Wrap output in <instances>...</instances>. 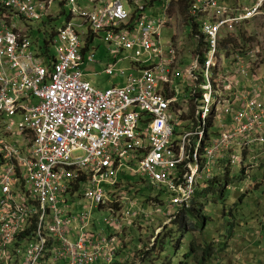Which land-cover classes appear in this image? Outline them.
<instances>
[{
	"label": "built area",
	"instance_id": "2783aa9c",
	"mask_svg": "<svg viewBox=\"0 0 264 264\" xmlns=\"http://www.w3.org/2000/svg\"><path fill=\"white\" fill-rule=\"evenodd\" d=\"M85 1L89 12L78 0H0V264H115L118 233L159 213L119 196L130 180L158 194L152 208L169 197L172 222L219 174L238 167L250 179L264 165V0H151L158 20L147 3ZM54 4L71 13L39 45L28 23L55 20ZM166 29H177L168 42ZM101 36L113 60L105 74L125 80L106 91L82 72L100 65ZM188 58L194 87L182 100L175 76ZM16 116L18 127L5 121ZM83 195L91 206L78 211ZM104 206L117 233L92 226Z\"/></svg>",
	"mask_w": 264,
	"mask_h": 264
},
{
	"label": "rangeland",
	"instance_id": "374dc122",
	"mask_svg": "<svg viewBox=\"0 0 264 264\" xmlns=\"http://www.w3.org/2000/svg\"><path fill=\"white\" fill-rule=\"evenodd\" d=\"M131 1L132 3L123 0L124 6L129 11H133L137 3L143 6L151 0ZM147 4H149L146 12L148 18L158 20L164 16L158 5L153 9L150 3ZM77 7L83 11L87 9L86 12H89L93 4L78 0ZM71 9L70 5L54 4L51 14L57 17L55 20L44 18L28 23L32 27V39L38 40L39 45H44L45 41L51 38L52 32L63 28ZM76 21L80 23L81 19L78 18ZM18 24L22 26L20 21ZM82 30L86 32L88 27L85 25ZM175 33L177 29L164 30L163 40L168 42ZM92 47L96 49V60L100 65H85L82 68L86 81L99 91H106L116 84L123 85L124 79L110 78L105 74L107 66L113 64V60L108 55L109 46L104 43L103 36L95 39ZM192 65L193 58H188L185 65L180 66L181 75L175 76V87L182 100L191 98L194 83L186 78L185 72ZM120 68L129 70L130 65L125 63ZM22 120L23 117L16 116L6 117L5 121H15L18 127ZM212 131L213 138L217 137L219 129ZM10 141L22 144V137L14 134ZM17 144L15 146L18 147ZM259 152L257 148L252 155L258 158ZM263 157L256 162L260 161V164H264ZM240 170L241 168L231 167L228 178L224 174L218 175L217 183L211 187V192L203 195L198 201L196 213H187L188 229L184 231L180 225L174 226L175 220L170 222L166 216L167 212H171L169 197L161 195L159 199L163 204L159 203L158 207L152 208L153 205L149 200L158 194L148 185H144L141 179L130 180L133 187L130 185L127 189L131 188L134 191L130 194L132 201L147 213H153L155 210L159 213L151 215L149 222L143 217H136L130 221L131 225L126 226L122 233H118L115 264H264V181L262 183L264 165L253 168L250 179L242 175ZM247 182L258 183V188L248 190ZM227 183L228 186L225 187ZM104 189L106 192L113 190L107 186ZM242 189L246 192L245 196L241 193ZM126 194L123 190L119 196ZM90 206V202L85 200L83 195L79 199L78 211ZM60 208L64 209V206L60 205ZM109 209L110 206L97 207L92 212V226L95 231L107 234L118 232L113 225L107 224L114 217ZM178 210L175 209L173 213Z\"/></svg>",
	"mask_w": 264,
	"mask_h": 264
},
{
	"label": "trees",
	"instance_id": "16d2710c",
	"mask_svg": "<svg viewBox=\"0 0 264 264\" xmlns=\"http://www.w3.org/2000/svg\"><path fill=\"white\" fill-rule=\"evenodd\" d=\"M69 17V16H68ZM53 33V32H52ZM52 35V34H51ZM48 41H45L44 45L47 44ZM5 139V138H4ZM9 135H6V140H9ZM1 159V158H0ZM0 163H4L3 159L1 160ZM226 178L229 177V171L227 170L226 174H225ZM217 183V179L213 180L212 182L208 183L207 185V188L205 190H202V191H197L196 195H195V198L193 200V203H192V206L190 209L188 210H183V211H180V213L176 216V219L174 221V226H178L180 225L181 229L184 231V230H187L188 229V223H187V213H196L197 211V204H198V201L201 199V197L203 195H208L211 190H212V186L214 184ZM132 186V185H131ZM228 186V183L225 185V187ZM256 186V187H255ZM255 186L253 188H258V183L255 182ZM129 187V186H128ZM133 187V186H132ZM79 190V187L77 188ZM126 189V190H125ZM124 189V192L127 193V194H132L134 193V191H132L131 188L127 189V187ZM249 191H247L248 193ZM246 193V192H245ZM136 194V193H135ZM244 195V194H243ZM246 195V194H245ZM244 195V196H245ZM223 196V192H222V195L221 197ZM177 248V247H176ZM162 252V251H160ZM159 252V253H160ZM117 253H118V250H117ZM116 257H117V254H116ZM169 263V262H168ZM171 264V263H169Z\"/></svg>",
	"mask_w": 264,
	"mask_h": 264
}]
</instances>
